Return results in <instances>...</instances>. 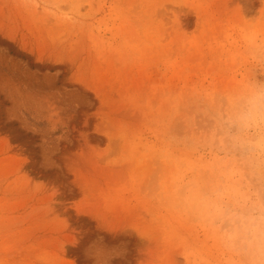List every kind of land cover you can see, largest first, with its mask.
I'll return each instance as SVG.
<instances>
[{"label":"rangeland","instance_id":"374dc122","mask_svg":"<svg viewBox=\"0 0 264 264\" xmlns=\"http://www.w3.org/2000/svg\"><path fill=\"white\" fill-rule=\"evenodd\" d=\"M0 264H264V0H0Z\"/></svg>","mask_w":264,"mask_h":264}]
</instances>
